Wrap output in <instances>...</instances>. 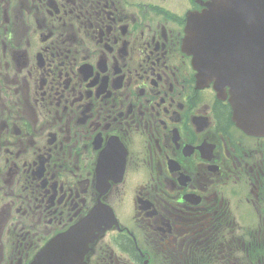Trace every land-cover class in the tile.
Returning a JSON list of instances; mask_svg holds the SVG:
<instances>
[{"label": "flooded vegetation", "instance_id": "1", "mask_svg": "<svg viewBox=\"0 0 264 264\" xmlns=\"http://www.w3.org/2000/svg\"><path fill=\"white\" fill-rule=\"evenodd\" d=\"M204 1L0 0V264L92 213L84 264H264V136L183 46Z\"/></svg>", "mask_w": 264, "mask_h": 264}, {"label": "water", "instance_id": "2", "mask_svg": "<svg viewBox=\"0 0 264 264\" xmlns=\"http://www.w3.org/2000/svg\"><path fill=\"white\" fill-rule=\"evenodd\" d=\"M235 1L234 3L243 6L242 15L246 16L244 24L247 27L243 30V38L251 41L252 28L251 19L247 20L246 10H250L258 20V31H255V38L258 34V44L255 41V51L259 57L258 65L260 68V80L263 82L257 83L255 86H249L239 92L238 107L235 104V117L237 112L238 124L248 132L264 133V0H213V4L218 6L220 3ZM234 6V5H233ZM240 8V7H239ZM238 7H236V10ZM241 12H239V16ZM230 29L235 32V26H230ZM254 33V32H253ZM245 36V37H244ZM237 108V109H236ZM78 235L75 229H70L68 232L61 234L35 257L31 264H64L71 262L79 263L81 255V246L74 243V239Z\"/></svg>", "mask_w": 264, "mask_h": 264}]
</instances>
